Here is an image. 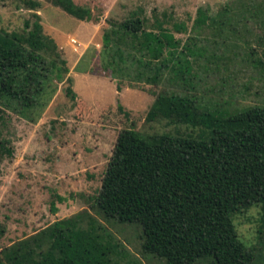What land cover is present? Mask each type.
Instances as JSON below:
<instances>
[{"label": "rangeland", "instance_id": "1", "mask_svg": "<svg viewBox=\"0 0 264 264\" xmlns=\"http://www.w3.org/2000/svg\"><path fill=\"white\" fill-rule=\"evenodd\" d=\"M36 1L29 9L23 0H0V39L11 31L25 33L24 20L36 13L56 53H41L40 61L12 69L17 95L0 93V249L53 220L84 209L93 214L91 197L120 129L144 137H197L207 132L199 123L202 114L264 105V22L192 26L198 7L215 11L230 0H72L89 10L82 20L52 0ZM138 6L148 17L156 9L185 20L186 33H171L179 41L173 49L177 69L160 66L169 49L151 58L136 41L102 45L109 22ZM20 52L25 56L27 48ZM66 86L73 99L65 95ZM159 91L189 95L196 124L147 120ZM93 215L123 244L119 264H165L141 253L138 225ZM231 219L237 238L254 253L253 264H264L260 204L241 207Z\"/></svg>", "mask_w": 264, "mask_h": 264}, {"label": "trees", "instance_id": "2", "mask_svg": "<svg viewBox=\"0 0 264 264\" xmlns=\"http://www.w3.org/2000/svg\"><path fill=\"white\" fill-rule=\"evenodd\" d=\"M23 1L29 9L38 6L36 0ZM52 2L78 19L89 17V10L72 0ZM31 16L23 22L25 33L11 31L0 39V93L17 95L12 69L40 61L41 53L56 56L39 15ZM184 22L166 10L152 9L145 16L138 6L109 22L102 45L136 41L151 58L169 49L160 66L172 71L179 67L173 54L179 41L171 33H186ZM226 22H264V0H230L215 11L198 7L192 26L201 30ZM21 47L27 48L25 56ZM115 53L120 57L118 49ZM65 95L74 98L70 86ZM22 97L29 104L27 94ZM193 115L189 95L167 91L156 93L146 111L147 120L189 125L196 124ZM199 121L207 132L197 137L169 132L144 137L120 129L90 210L138 225L141 253L165 264H253L254 253L237 238L231 215L258 202L264 244V105L225 115L205 113ZM93 214L84 209L53 220L1 248L0 264H119L123 244Z\"/></svg>", "mask_w": 264, "mask_h": 264}]
</instances>
